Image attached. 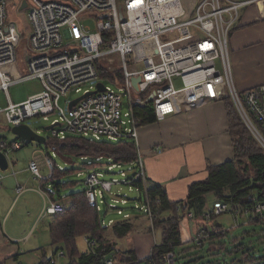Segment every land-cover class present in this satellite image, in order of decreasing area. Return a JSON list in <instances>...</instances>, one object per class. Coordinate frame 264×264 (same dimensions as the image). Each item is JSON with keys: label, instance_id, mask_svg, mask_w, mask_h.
Returning <instances> with one entry per match:
<instances>
[{"label": "built area", "instance_id": "obj_1", "mask_svg": "<svg viewBox=\"0 0 264 264\" xmlns=\"http://www.w3.org/2000/svg\"><path fill=\"white\" fill-rule=\"evenodd\" d=\"M31 2V5L27 3L30 22L27 65L26 71L23 69L25 75L21 76L14 75L12 70L21 33L15 21L8 20L7 0H0V90L8 94L13 84L28 79H38L41 90L22 103L9 101L0 113L9 126L26 124L28 119L39 116L50 121V116L56 115L50 121L52 129L48 132L58 141L73 135L90 142L128 141L136 146L135 160L126 164L112 158L103 163L102 157L95 161L82 160L89 170L82 181L85 197L98 213L104 211L100 218L102 228L117 223L105 220L111 212L121 221H130L132 213H139L148 219L151 229L154 220L163 214L160 199L152 197L144 160L137 146L139 120L135 108L143 106L151 93H154L152 103L157 122L181 114L182 106L192 109L205 102L231 97L241 119L264 148V83L237 91L231 78L227 47L229 30L236 22L238 10L249 2L191 0L190 9L185 7L183 0ZM193 12L195 17L191 18ZM87 21L94 22V29L84 23ZM180 28H184L182 33L174 34ZM116 70L121 73L122 81L113 78V85L117 87L114 90L105 86L101 79L107 80L106 75ZM133 78L136 79L134 84ZM176 79L182 84L178 89L174 86ZM90 82L102 83L105 90L81 99L71 109L68 106L72 100L66 110L60 106V101L74 89L81 96L96 91V85L82 90V85ZM134 89L141 94L135 95ZM22 145L18 139L11 143L0 139V152L8 159L9 153L19 150ZM53 157L43 151L33 154L28 170L35 179L47 180L55 169L64 170L62 165L55 164ZM43 168L48 171L46 178L41 175ZM104 173L118 174L120 179L105 180ZM83 175L77 173L78 177ZM2 179L0 175V187ZM116 185H125L138 194L132 207H127L131 199L126 194L113 192ZM22 191L23 188L17 190L18 193ZM35 191L43 200L39 219L65 210L63 202L51 201L47 205L46 194ZM228 213L234 217L233 228L238 227L240 211L236 207L232 210L225 203H216L206 213L205 220L209 224L213 217ZM246 213L261 219L264 205L256 203ZM188 217L192 218V214ZM211 235L208 228H202L192 241L201 246ZM85 244L87 252L93 254L96 241L86 237ZM164 261L165 264H176L174 251L168 252ZM103 264L115 263L112 259H104Z\"/></svg>", "mask_w": 264, "mask_h": 264}, {"label": "trees", "instance_id": "obj_2", "mask_svg": "<svg viewBox=\"0 0 264 264\" xmlns=\"http://www.w3.org/2000/svg\"><path fill=\"white\" fill-rule=\"evenodd\" d=\"M118 1L121 2V0ZM113 78L118 82L122 81V75L118 70L106 75V79L112 84ZM222 102H224L226 109L233 156L231 160L223 164L207 166V177L203 181L191 184L188 187L186 199L181 202H169L162 186L154 185L150 188L152 197H158L161 201V211L167 214L154 220V231L158 232L159 237L152 248L150 257L145 259L144 264H165L164 257L170 251H174L176 262H180L178 257H180L181 249L186 253V250L190 248L177 249L182 246L181 222L186 218L192 220L198 227L200 226L194 236L199 234L202 228H208V225L210 227L208 230L212 232V235L203 241L201 246L195 245L192 241L196 247L203 248L207 244L209 251H223L227 244H237V239L228 241L229 243L220 241L224 233L218 232L220 229L216 227L215 218H212L214 222L212 226L205 220L206 213L211 211L207 210V196L210 194H213L218 203L228 204L232 210H235V207L238 208L240 215L250 217L249 223H264V216L259 219L246 213L256 203L264 205V148L239 116L231 98H224ZM135 112L139 126L156 121L152 101L147 102L145 100L143 106L135 108ZM37 146L43 147V152L46 151L48 155L54 152L63 158L68 156L65 158V161L71 164L68 170L59 171L55 169L51 178L39 180L42 191H45L52 201L59 202H62L60 198L61 189L70 188L78 182L68 181L62 184L59 178L69 172L76 173L88 170L84 161H82L80 168L74 167L77 162H72V160L76 157L83 160L89 156L95 158L104 156L112 158L115 162L126 164L135 160L137 151L136 146L128 141L117 143L90 142L73 135H69L63 141L47 136L44 145ZM55 164L57 163L55 162ZM54 195H57L58 199H54ZM66 198L71 200V204L63 212L52 215L48 225L50 246L55 248L52 251V258L43 254V259L38 264H55L52 260L59 250L66 251L69 258L68 264H103L104 259H112L115 264H139L136 263L137 259L131 246L126 248V251L121 247L122 244L131 245V236L138 232L133 221L124 220L107 229L102 228L101 214L87 203L85 189L69 193ZM189 213L192 214V218L188 217ZM228 214L232 215V213ZM1 229L2 222H0V233ZM146 229V233L151 232L150 228ZM78 236L96 241L97 246L93 254L87 250L82 253L78 252L75 243ZM1 237L3 238L2 234ZM10 243L17 245L16 253L14 255L8 253L1 255L0 253V264H5L7 258L16 260L17 256L20 255L17 253L20 250L19 244ZM59 245L61 247L56 248ZM241 249L242 245L238 244L233 246L228 253H236ZM259 261L257 264H264V258H260ZM254 262L255 260L251 258L246 263L241 264H253Z\"/></svg>", "mask_w": 264, "mask_h": 264}, {"label": "crops", "instance_id": "obj_3", "mask_svg": "<svg viewBox=\"0 0 264 264\" xmlns=\"http://www.w3.org/2000/svg\"><path fill=\"white\" fill-rule=\"evenodd\" d=\"M234 1L249 2L239 8L236 22L229 30L227 41L233 85L237 91H244L264 83V0ZM6 96L8 103L9 101L14 103L9 93ZM6 106L0 108V112ZM31 129L34 130L32 127ZM47 133L49 136L48 131ZM137 146L144 159L149 187L162 186L168 201L171 203L185 200L188 187L193 183L203 181L207 177V166L223 164L231 160L233 156L224 102H205L192 109L182 106L181 114L169 116L161 122L155 121L140 125L138 127ZM38 151L41 150L38 148L33 150L30 159ZM19 188H23L21 193L17 192ZM26 190L24 185H17L15 187L17 195H14V199L11 200L10 206L3 216H0L1 234L6 247L11 240L27 247L34 238L35 222L21 235H15L13 228L7 227L8 215L12 205ZM69 202L67 200L63 203ZM216 203L218 202L215 201L213 194L207 196V210L212 209ZM136 217L138 215H132L130 221L132 222ZM249 218L241 216L238 220L245 221V225L249 223ZM190 221L192 220L186 218L181 222V238L182 232L183 234L187 232L188 239L186 241H191L190 236L193 237L200 228L194 222H192L193 226H190ZM49 222L44 228L47 240L49 239ZM216 227L220 229L218 232L225 233L222 225L216 223ZM85 238H83V243H85ZM186 241L183 243L182 240L185 246L187 245ZM154 242L150 234L138 231L131 236V245H127V247L126 244H122L121 247L126 251L131 246L137 262H140L149 257L155 245ZM33 244L32 249L38 250L37 237ZM86 250V244H84L81 253ZM64 264H68V262Z\"/></svg>", "mask_w": 264, "mask_h": 264}, {"label": "rangeland", "instance_id": "obj_4", "mask_svg": "<svg viewBox=\"0 0 264 264\" xmlns=\"http://www.w3.org/2000/svg\"><path fill=\"white\" fill-rule=\"evenodd\" d=\"M29 5L32 4L31 0H26ZM42 1H50V0H42ZM191 0H183V3L186 8L190 9V2ZM21 0H7V17L8 20L15 21L17 25V30L21 33V41L16 49V57L17 60L15 62V66L12 67L13 74H19L21 76L25 75L24 70L26 71V52L28 50V34L30 30V22L28 19V7L23 10L19 11V3ZM197 3V2H196ZM195 3V4H196ZM191 18L195 17V13H191ZM86 25H88L91 29H94V22L93 21H87L84 22ZM184 28H180V30L175 31L174 34L182 33ZM66 43V41H65ZM230 62V61H229ZM117 62L115 63V68L117 67ZM219 65V62H217ZM231 69V68H230ZM103 80L105 86H109L114 90H117V87L110 83L108 80ZM233 81V80H232ZM96 82H90L85 85H82V90L85 91L89 88V86L95 87ZM175 88H180L182 86L181 81L179 79H176L174 81ZM135 87V86H134ZM41 90V84L38 79H28L21 82H18L16 84H13L9 90L8 93L14 103H20L22 101H26L29 96L39 92ZM134 94L139 95L141 93L136 92L134 89ZM7 94L0 90V108H3L5 105L8 104ZM80 93H76L75 89L72 90L65 96L64 99L60 101V106L63 109H67V104L69 101L74 100L78 97H80ZM231 98V97H230ZM232 100V99H231ZM233 101V100H232ZM123 103V109L122 112L124 113L126 110V102H125V96L122 98ZM234 104V102H233ZM235 107V105H234ZM236 108V107H235ZM237 110V109H236ZM238 112V111H237ZM240 116V115H239ZM56 115L50 116V121L54 119ZM3 114L0 113V139L6 140L7 143H11L14 141L15 137L10 133V129L12 126H9L4 122ZM50 121H44L42 116L34 117L31 119H28L26 121L27 125H30L37 133H39L42 136L47 137V131H45V128L50 125ZM100 142H109L106 140H101ZM114 143V142H112ZM38 148L41 151H43V147L39 148L34 143H28L23 144L22 147L14 152H10L8 155V160L10 161V165L6 170H0V175L3 177L2 179V186L0 187V216L2 217L5 211L10 206L11 200L14 199V197L17 195V192L15 191V187L17 185H24V188H27V190L23 193V195L19 196L17 200L12 205L11 210L9 211V218H8V224L7 227L13 228V232L15 235H21L25 233L28 228L35 222V230L34 231V238L31 240V243L27 247H23L20 245L21 243H18L20 247L19 252H17L18 255L16 260H13L12 258H7L5 261V264H38L43 259V254H45L47 257L52 258V251L53 249L50 246L51 240L50 238L47 240L45 237V231L44 228L48 224L50 218L52 216H47L44 219H39V215L43 208V200L41 196L35 191L40 190L42 191L40 187L39 179H35L32 176V173L28 170V163L30 160V155L33 150ZM46 154V151H44ZM141 153V152H140ZM54 155L53 160L57 163L63 166L65 170H68L71 167V164L67 163L65 161V158H68V156L61 157L60 155L51 152L49 156ZM142 154V153H141ZM143 158V156H142ZM94 156H89L86 158L88 161H95ZM144 160V159H143ZM77 162L74 164L75 168H80L82 160L80 157H76L72 162ZM102 162L107 163V158L102 156ZM117 170L114 171L116 173ZM82 172L84 175L81 177L77 176V173ZM89 172V170H82L76 173H67V175L60 177V182L62 184H65L68 181H78L76 184L72 185L70 188H64L60 191V198L63 202H66L67 199L66 196L70 193L82 191L84 189V183L82 182L83 179L86 177V174ZM42 177L46 178L48 176L47 169L43 168L41 170ZM104 179L110 180L113 177L120 179V176L118 174H106L104 173ZM81 181V182H80ZM113 192L119 193V195L126 194L128 199H131L128 202L127 207H132L136 201H133L134 199H137L138 194L135 191H131L128 189L125 185H116L113 186ZM43 192V191H42ZM46 194V204L49 205V203L52 201V199L49 197V195L44 191ZM15 195V196H14ZM20 198V200H19ZM54 199H58L57 195H54ZM19 200V201H18ZM69 203H64V206H69L71 204V200H69ZM215 201H217L215 199ZM18 202V203H17ZM213 208V207H212ZM211 210L208 209V211ZM131 211V210H129ZM104 211L101 212V217H103ZM132 215H138L135 219H133V223L138 228V231L141 233H146L147 229L150 228V224L148 223V219L145 216L140 215L139 213H132ZM162 215H165L163 213ZM38 218V219H37ZM106 221L113 220L115 222H120L121 218H119L115 213L111 212L107 216L104 217ZM196 221V220H195ZM216 223H219L224 227V235L222 238H220V241L229 243L228 241L237 239V244H227L226 249L223 251L221 250H208L207 244L203 248L196 247L192 240L186 241L188 238V233L185 232L183 234L182 232V240L183 243H187V245H183L177 248L180 250V248L184 247V249L187 247H190L186 250V253L184 251L179 252V260L180 262H176V264H241L246 263L249 259L253 258L255 262L253 264L259 263L260 258H264V223H247L244 225L243 220L238 221V227L233 228L234 226V219L231 214H224L221 216H218L214 220ZM190 226H193L192 221L189 222ZM214 222H210V225L212 226ZM209 228V225H208ZM147 234V233H146ZM151 235V238L156 242L158 240L159 234L157 231H154V227L151 229V232L148 233ZM36 237L38 239L39 243V249H32V246L34 245L33 242L36 241ZM84 236H78L75 239L76 247L79 253H81V249L83 248ZM190 238L193 239L192 236ZM3 238L1 237L0 233V253L1 255H4V253L8 254H15L16 253V244L8 243L7 247L3 243ZM10 242H14L11 240ZM154 242V244H155ZM238 244L242 245V249L239 252H231V248L233 246H237ZM61 245L57 246L56 248H60ZM177 250V251H178ZM63 253V255H60V253ZM7 254V255H8ZM54 263L55 264H64L69 261V258L67 256L66 251L59 250L54 255ZM144 264V263H139Z\"/></svg>", "mask_w": 264, "mask_h": 264}, {"label": "water", "instance_id": "obj_5", "mask_svg": "<svg viewBox=\"0 0 264 264\" xmlns=\"http://www.w3.org/2000/svg\"><path fill=\"white\" fill-rule=\"evenodd\" d=\"M27 8V2L25 0H22L20 6H19V11H23ZM119 9L121 7L119 6ZM120 19H122V14L120 13ZM136 82V79H132V83L134 84ZM105 90L104 86L102 83H97L96 84V91L89 92L87 94H84L74 100H72L69 103L68 108L71 109L74 105H76L81 99L90 96L92 94H95L96 92H103ZM154 93H151L148 98L147 102H151L153 99ZM240 115V114H239ZM241 117V116H240ZM52 129V125H49L45 128V131H49ZM10 133L15 137V139L21 140L22 142L26 143H35L37 145H44L46 142V137L40 135L39 133L35 132L34 130L31 129L27 124H21L18 126H12L10 129ZM9 167V162L5 154L0 152V170H6Z\"/></svg>", "mask_w": 264, "mask_h": 264}]
</instances>
